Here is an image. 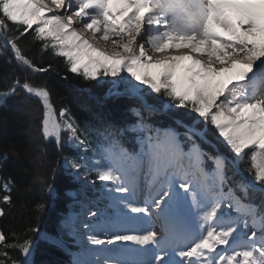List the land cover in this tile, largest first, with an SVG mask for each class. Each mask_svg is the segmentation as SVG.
Returning a JSON list of instances; mask_svg holds the SVG:
<instances>
[{"label":"snow or ice","instance_id":"snow-or-ice-1","mask_svg":"<svg viewBox=\"0 0 264 264\" xmlns=\"http://www.w3.org/2000/svg\"><path fill=\"white\" fill-rule=\"evenodd\" d=\"M51 5L0 0V58L11 66L0 89V136L14 129L26 137L0 143V170L10 157L18 162L27 178L20 196L40 195L31 209L37 221L62 198L69 210L56 235L38 224L0 229V264H37L39 241L65 252L68 264H264V0ZM25 39L37 58L21 47ZM178 49L186 51L171 54ZM45 54L62 58L65 73L106 83L103 101H125L122 114L100 103L93 123L81 126L69 107L57 109L47 79L36 82L56 71ZM153 65L155 78L138 71ZM14 97L24 111L7 109ZM61 178L77 187L58 189ZM15 186L11 177L2 185L0 217L15 207Z\"/></svg>","mask_w":264,"mask_h":264},{"label":"trees","instance_id":"trees-1","mask_svg":"<svg viewBox=\"0 0 264 264\" xmlns=\"http://www.w3.org/2000/svg\"><path fill=\"white\" fill-rule=\"evenodd\" d=\"M21 47L28 51L29 56L33 58L38 57L37 48L35 46H30L28 39H25L22 42ZM44 61L46 63L51 62L56 71L50 72L46 77H38L36 82H39L42 78L47 79L49 87L52 90V99L55 107L57 109L63 106L69 107L80 124L81 122H83L84 125L93 122L92 112L100 109L99 104H97L89 95L92 94L101 97L106 92L108 85L106 83H96L95 81L86 82L75 74L65 73L64 61L62 58H53L48 54H45ZM10 71L11 66L5 62L4 58H0V89L4 87V77L7 76ZM17 72L20 74L19 70H17ZM64 75H67L69 79H63L62 77ZM70 84H76L80 88H83L84 91L79 92L76 89L69 87ZM19 100L20 97L10 98L7 102V109L12 112L24 111L26 105L19 103ZM125 103V101H104L103 111L119 117L123 112ZM9 137L26 139V137L19 136L16 130L10 129L7 136H0V143L6 142ZM70 153L71 151L68 148H65V154L69 155ZM0 176L3 181H6L11 177L16 185L11 191L15 207L13 208L12 213L0 217V229H3L5 233L9 231V228L22 232L26 227L38 224L41 233L53 234L60 213L66 209L68 199L62 198L57 201L56 207H49V210L41 215L39 221H37L36 214L31 209L32 205L40 198L39 192L33 190L23 198L20 196V193L24 190L23 186L27 183V178L21 174L19 164L14 158H9L3 170H0ZM64 187L76 188V185H68L66 179H58L57 188L62 190ZM2 194L3 191L0 186V195ZM22 202L25 204V207L23 208L20 207ZM34 260L37 264H67L66 256L63 251L58 250L43 241H39L36 245Z\"/></svg>","mask_w":264,"mask_h":264},{"label":"bare ground","instance_id":"bare-ground-1","mask_svg":"<svg viewBox=\"0 0 264 264\" xmlns=\"http://www.w3.org/2000/svg\"><path fill=\"white\" fill-rule=\"evenodd\" d=\"M44 3H47V4H49V7H52V5H51V0H44ZM122 7V5H116L115 7H114V11H118V9L119 8H121ZM45 14V16H48V15H51L52 13H49V12H45L44 13ZM76 30H77V32H78V34L83 38V39H86L85 38V35L86 34H91L92 32H91V30H84V29H78V26H76ZM99 34H97L96 36H95V41L93 42L94 44H91V45H93V47H95V48H97L98 50H100L101 52H104V53H106V54H108V55H113L114 54V52L116 51V49L112 46V45H110V44H108L106 41H103V40H100L99 38ZM61 38H63V37H61ZM87 40V39H86ZM89 43V42H88ZM82 51V50H81ZM80 51V52H81ZM184 51H186L185 49H181L179 52H174V53H171V54H173V55H178V54H180L181 52H184ZM86 54V53H85ZM83 52H81V55H83L86 59L87 58H90V57H88L87 55H85ZM93 57L95 56V54L94 53H90ZM195 58H199L198 57V54H195V53H193L192 54ZM183 63H188V61H184ZM159 70H160V68L158 67V66H151V67H147V68H143V69H139L138 71L139 72H141V73H144V72H147L150 76H152L153 78H155L156 77V75H157V73L159 72Z\"/></svg>","mask_w":264,"mask_h":264},{"label":"rangeland","instance_id":"rangeland-1","mask_svg":"<svg viewBox=\"0 0 264 264\" xmlns=\"http://www.w3.org/2000/svg\"><path fill=\"white\" fill-rule=\"evenodd\" d=\"M36 25L34 24L33 25V27H35ZM78 29H83L82 27H79L78 26ZM85 38L87 39V41L90 43V44H94L93 42L95 41L94 39H95V36L91 33V34H86L85 35ZM82 50V49H81ZM80 50V51H81ZM181 49H178L176 52H179ZM81 52H83L85 55H87L88 57H90V58H92L93 56L90 54V53H88V52H86V51H84V50H82ZM175 52V51H174ZM174 52H172V53H174ZM152 55H153V58H156V57H158V56H160L161 54L160 53H151ZM198 57H199V54H198ZM200 58V57H199ZM81 71H82V69H81ZM98 71H100V72H102L103 71V68L101 67V68H99L98 69ZM146 87V86H145ZM100 100V99H99Z\"/></svg>","mask_w":264,"mask_h":264}]
</instances>
